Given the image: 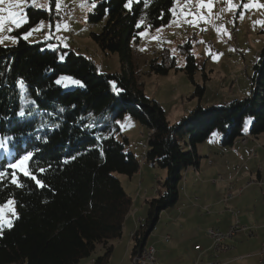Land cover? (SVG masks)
Listing matches in <instances>:
<instances>
[{"label": "trees", "instance_id": "trees-1", "mask_svg": "<svg viewBox=\"0 0 264 264\" xmlns=\"http://www.w3.org/2000/svg\"><path fill=\"white\" fill-rule=\"evenodd\" d=\"M127 1L95 0L88 16L95 23L105 18L90 36L103 53L118 55L121 72L105 73L71 48L49 50L42 42H27L20 33L48 17L41 9L27 8V22L15 31L16 43L0 44V205L12 197L16 211L12 227L0 228V264H77L98 244L104 253L90 264H107L109 242L121 236L132 203L116 173L131 176L140 162L125 150L126 137L118 140L111 130L92 126L93 116L105 115L113 122L129 113L146 125L143 161L166 172L163 191L147 200L144 221L132 233L131 257L145 246L160 211L177 201L183 170L198 166V144L215 132L222 147L264 132V47L252 64L247 96L206 109L198 104L171 124L160 104L139 87L131 45L143 28L169 22L175 0H138L129 8ZM182 48V69L192 81L198 64L191 43ZM169 57L162 53L160 60L151 59L148 71L177 70ZM61 74L79 85L64 91L56 81ZM20 86L26 90L24 98ZM203 91L204 85H196L194 95ZM246 118L251 119L249 134L242 129ZM27 153L32 156L24 165L31 175L10 167Z\"/></svg>", "mask_w": 264, "mask_h": 264}, {"label": "rangeland", "instance_id": "rangeland-1", "mask_svg": "<svg viewBox=\"0 0 264 264\" xmlns=\"http://www.w3.org/2000/svg\"><path fill=\"white\" fill-rule=\"evenodd\" d=\"M136 1L138 0H133V2ZM128 2L129 0L126 4ZM57 3H59V7H56ZM209 3L212 5L211 8L207 6ZM94 6L95 0H34V3L33 0H27V3L21 6L25 17L26 9L29 7L47 11L48 17L41 19L31 28L21 31L20 35L24 38L25 34L31 31V35H28L27 39L24 38L29 43L42 42L44 48L49 50H54L59 46L71 48L75 52L91 58L105 73L121 72L118 55L103 53L90 36L91 33H97L105 22V18L97 23L88 20ZM8 7L9 3L7 2L0 4V8ZM64 9L69 10L68 15L63 12ZM13 10L19 11L20 8L17 7ZM0 15L6 16L7 12H0ZM24 24L22 23L18 28ZM15 27L10 21L5 22L3 30H0V37L4 38L1 45L10 46L16 43L15 31L18 28L15 29ZM34 29L38 30L33 31ZM138 36L137 42L132 43L131 46L132 61L136 66L139 87L148 98L160 104L168 122L173 124L189 115L190 111L198 104L206 109L213 105L221 106V102L226 103L231 98H243L249 94L251 82L248 77L252 74V64L259 51L264 47V0H231L230 3L229 0H175L172 16L167 24L156 28H143L139 31ZM10 37H15V42ZM187 41L191 43V52L195 55L198 64L192 81L182 69L185 64L182 45ZM162 53L168 59L169 55L172 56L176 65L181 68L171 69L165 74L148 71V62L153 58L160 60ZM58 80L61 81L58 84L64 91L79 85V83H73L77 80L68 75H58L56 81ZM196 85H204V91L200 97L194 95ZM19 89L22 98H24L25 88L20 86ZM89 122L99 129L111 130L118 140L126 137L128 143L125 150L135 155L142 164L148 136L146 125L140 123L129 113H125L113 122L105 115L93 116ZM250 122V118H246L244 121L242 129L246 134H249ZM215 133L216 135H213L215 138L221 136L218 132ZM241 138L237 139L240 143ZM244 140L242 144L245 146L239 150L240 156H237L236 160L230 164L225 163L228 170L225 169L226 172L223 174L208 176V181L201 188L203 191L201 196H198L195 191H198V187L192 188L189 183L188 188H190L186 192L190 193L192 199L190 202H185L184 191L181 189L184 178L181 179L179 199L174 205L162 210L155 227L148 236V244H145L152 245L149 243H153L156 246L157 262L159 261L160 264L194 263L191 260H194L195 254L190 253L193 252L194 245L203 246L205 244L206 239L202 234L208 229L209 223L204 219L205 217H201L198 213L197 215L189 213V223H186L184 218H176L178 215L176 209L177 206L183 207L182 203H187L186 205L193 203L195 210L211 206L213 202L216 203L218 200L213 198L219 195L217 192H220L218 190L217 192L211 191V187L214 185L220 186V189L223 188L224 194L221 201L226 200V203L223 202L226 209L238 211L240 225L253 231L252 235L238 236V238L248 239L237 242L238 246H241L240 249L249 252L252 244L258 245L260 249L264 247V226L260 229L258 228L260 222L254 226L249 224L253 223L255 219L260 221V214L264 212V180L263 186L259 187L257 184L261 182L255 177L257 172H261L264 177V132L257 137L247 136V139ZM2 145L0 139L1 157L4 148ZM201 149L204 151L203 154L207 153L208 155V159L205 156L201 159L206 163L209 162V158L222 162L224 158L233 154L226 155L227 150L215 154L214 147L205 145ZM6 154V157L9 158L8 152ZM21 167L25 168L24 163L16 168L21 171ZM221 167L223 168L222 164ZM145 168L147 177L142 187H146L148 195L154 194L157 188L162 192L165 170L150 164ZM235 172H238L237 176L234 175ZM116 176L122 186L128 189L127 175L116 173ZM236 177H239L241 182H238ZM215 178H217V183L212 182ZM251 180L253 182L247 185L246 183ZM229 183L233 184L232 187L231 184L230 187L228 186ZM132 186H134L133 183ZM142 187L139 188V191H145ZM196 197H200L199 200L202 201L196 200ZM9 200L13 201L12 207L15 210L14 199L10 197L7 201ZM141 214H143V210H138L136 216ZM5 216L12 220L16 216V211L13 216L11 212L5 210ZM234 219L236 220V218ZM196 227L199 228V232ZM168 235L170 239L166 242L165 238ZM233 240L235 241L237 238ZM120 246L117 244V249L114 248L112 254L110 253L107 264H121V254L118 250ZM260 249L258 250L260 251ZM103 253L102 247L98 244L89 257L81 259L77 264H88L92 257L100 256ZM135 256L131 257L130 264H134ZM191 257L193 258L191 259ZM242 261L247 264H258L255 256L246 257Z\"/></svg>", "mask_w": 264, "mask_h": 264}, {"label": "crops", "instance_id": "crops-1", "mask_svg": "<svg viewBox=\"0 0 264 264\" xmlns=\"http://www.w3.org/2000/svg\"><path fill=\"white\" fill-rule=\"evenodd\" d=\"M17 28L18 27H15V29H17ZM222 103L223 102H221L220 105H222ZM217 137L218 138H215V136L212 135L210 138H208L204 142L198 144L197 145V152L200 156L198 166L197 167L188 166L182 172V178H184V182H183V187H181V189H183V191H184L185 202H187V201L190 202V200L192 199L190 197V193L186 192V190H188L190 188V187L188 188L189 183H191L192 188L196 189L198 187V191L197 190H195V191L197 192L198 196H201V194L203 193L201 188L204 185V183L206 181H208L207 180L208 176L209 175L213 176L212 174H218V173L223 174V173H225L226 170H228L227 167L225 166L226 165L225 163L230 164V162H234L236 160L237 156H240L239 150L243 149L245 146V144H242V142L245 141L244 139H247V136H245V137L241 138V143L238 142L237 140H235L231 146L222 147L220 144V136H217ZM203 145L214 147L216 149L215 154L220 153V152L223 153L226 150H227L225 153L226 155L229 153H233V154L228 156L227 158H224L222 160V162H219L218 159H214V158H209V162H207V163L202 162V160H201L202 157L205 156L208 159L207 153L203 154L204 151L201 149V147ZM221 164H222L224 169L221 167ZM147 165L148 164L143 161L142 164H140V168H139L138 172H136L135 174H133L131 176H127V180H128L127 184H129V185H128V189H125V188L124 189L131 196L132 203H131L129 212L124 219L121 236L119 238L114 239L111 242H109V244L112 245L111 254L114 251V248L117 249V244L121 245L118 248V250L120 251V254H121V264H130V262H131L130 260H131L132 247H133V239L131 238V234L144 221V218H145V215L147 212V200L154 198V197H157L161 193V190L157 188L154 194L148 195L146 192V187H142L146 182L145 178L147 177V173H145V171H146L145 167ZM234 175L237 176L238 172H235ZM255 177L257 178V180H260V182H261L260 184H257V185L259 187L261 185L263 186L264 177H263L262 173L257 172L255 174ZM236 178L238 179V182H241V179L239 177H236ZM212 182L217 183L218 182L217 178H215ZM248 182L246 184L250 185L251 183H248ZM132 183L134 186H132ZM230 184L232 187L233 184L232 183H230ZM140 187L144 188L145 191H139ZM211 188H212L211 191H213V192H217V190L220 192V193L217 192V194H219V195L215 196V198H213L214 200L215 199L218 200L216 203L213 202V204L211 206L200 207L199 210L194 209L195 206L193 203H189L188 205H186L187 203H182V204H184L183 207L177 206L176 210H177L178 215L176 216V218L177 217H178V219L184 218V221L186 223H189L188 219L190 218V216H188V214L193 213V214L197 215V213H198V215H200L201 217H205L204 219L207 220V223H209L207 228H215V229H218L221 231L227 230L228 227L233 223L234 216L230 212V209L229 210L226 209V206L223 203V202L226 203V200L221 201V197L224 194L223 188L220 189L221 187L216 186V185L212 186ZM179 189H180V183H179ZM136 191H137V193H136ZM240 191H241V189H240ZM263 195H264V192H263ZM179 196H180V194L178 195L177 200L179 199ZM196 198H197L196 200L202 201V200H199L200 197H196ZM138 210H141V211L143 210V214L136 216V213L138 212ZM161 212L162 211H160V213ZM160 213H159V215H160ZM182 215H183V217H182ZM260 215H261L260 221H256V219H255L253 223H249V224L254 226L256 223L260 222V224H258V228H260V229L263 228V226H264V212L261 213ZM158 218H159V216H158ZM245 219L247 220V217H245ZM205 220H203V221H205ZM196 230L199 232V228L196 227ZM252 234H253V231L250 228H244V229H240V230L236 231L234 233V235L232 236V238L229 237L227 239V244L229 245V247L232 246V248L229 250H227V249L222 250L223 252L219 256L220 262L222 264H230V263L231 264H247V263H243L242 260L245 259L246 257L255 256L257 258L258 264H260L259 263V256L257 255L258 249H260V248H258V245L252 244V246L249 248L250 251L248 252V251H244V250L240 249L241 246H238V244H237V242H240L243 239H246V241L248 240L247 238H238V236H240V235L245 236V235H252ZM149 235H150V233H149ZM202 236L206 239L205 244L203 246L197 245V244L194 245L193 252H191L190 254H195V258H194V260H191V262H207V261L212 259L213 251H212V255H211V248H210L211 241H210V239H209V237L205 231L202 234ZM234 238H237V240L234 241L233 240ZM147 239H148V237H147ZM147 239L145 241V244H148ZM169 239H170V236L168 235L165 238V241L167 242V241H169ZM249 240H251V239H249ZM149 244H152L154 246V248H156V246L153 243H149ZM100 247H102V251H104L103 245L100 244ZM263 248L264 247H262L261 249H263ZM156 251H157V248L155 250V254H156ZM220 252H218V254ZM252 252H254V253H252ZM96 257L95 256L92 257L90 259V261ZM214 257H217V256H214ZM192 258L193 257H191V259ZM88 264H90V262H88ZM159 264H160V262H159Z\"/></svg>", "mask_w": 264, "mask_h": 264}, {"label": "snow or ice", "instance_id": "snow-or-ice-1", "mask_svg": "<svg viewBox=\"0 0 264 264\" xmlns=\"http://www.w3.org/2000/svg\"><path fill=\"white\" fill-rule=\"evenodd\" d=\"M6 2L9 3V7L0 8V12H7L6 16L0 15V30H3L4 24L6 21H10L16 27H19L22 23H26L27 19L23 14V8L21 6L27 3V0H0V4H4ZM132 2L133 0H129L128 4H126L125 7H129ZM230 2L231 0H229V3ZM33 3H34V0H33ZM59 6H60L59 3H57L56 7H59ZM207 6L211 8L212 5L209 3ZM17 7H19L20 10L14 11L13 9ZM40 7H43V5H40ZM35 30H38V29H34L33 31ZM28 35H31V31L26 33L24 38L27 39ZM3 39L4 38L0 37V43H3ZM10 39H12L13 42H15V37H10ZM60 82H61L60 80L57 81V83H60ZM73 83H80V82L73 81ZM213 135H216V133H213ZM31 156H32V153H27L25 156L21 157V160L17 162V164L10 165V167L15 168V167L20 166L21 164L26 162ZM21 171H24L25 175H31V173H29L24 167H21ZM40 171H44V169H40ZM13 183H16L15 178L13 179ZM36 183L40 184L41 182L37 180ZM12 205H13L12 200L7 201L3 205H0V228H2L5 225L9 228L12 227V220L5 216V210H7L8 212H11L12 215L15 216V210L12 207Z\"/></svg>", "mask_w": 264, "mask_h": 264}, {"label": "built area", "instance_id": "built-area-1", "mask_svg": "<svg viewBox=\"0 0 264 264\" xmlns=\"http://www.w3.org/2000/svg\"><path fill=\"white\" fill-rule=\"evenodd\" d=\"M63 12L66 13L67 15L69 14L68 9H64ZM229 187H230V183H229ZM230 212L233 214L236 220L234 219L233 223L228 227L227 230L221 231L215 228H208L206 230V233L211 241L210 248H223L227 250L231 249L232 247H229V245L227 244V237H232L236 231L240 229H244V227L240 225L238 219V211L230 210ZM257 255L259 256L260 264H264V251L258 250ZM139 264H159L155 257V248L153 245H145L141 249ZM193 264H222V263L220 262L219 257H214V255H212V259L210 261L195 262Z\"/></svg>", "mask_w": 264, "mask_h": 264}, {"label": "bare ground", "instance_id": "bare-ground-1", "mask_svg": "<svg viewBox=\"0 0 264 264\" xmlns=\"http://www.w3.org/2000/svg\"><path fill=\"white\" fill-rule=\"evenodd\" d=\"M252 182H253V180L249 181L248 183H252ZM228 238H229V237H227V239H228ZM222 250H224V249H223V248H212L213 255H214V256H217L218 252H220V251H222ZM260 251H264V248L261 249ZM140 252H141V251H140ZM140 252L137 253V254H135L136 256H135L134 259H133V263H134V264H139V261H140Z\"/></svg>", "mask_w": 264, "mask_h": 264}]
</instances>
